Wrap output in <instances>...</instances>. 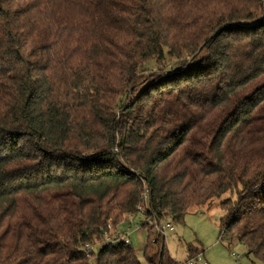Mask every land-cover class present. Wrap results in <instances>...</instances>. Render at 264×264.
I'll list each match as a JSON object with an SVG mask.
<instances>
[{"label":"trees","instance_id":"trees-1","mask_svg":"<svg viewBox=\"0 0 264 264\" xmlns=\"http://www.w3.org/2000/svg\"><path fill=\"white\" fill-rule=\"evenodd\" d=\"M146 189L171 222L228 193L264 260V0H0V264H141L101 241Z\"/></svg>","mask_w":264,"mask_h":264},{"label":"rangeland","instance_id":"rangeland-1","mask_svg":"<svg viewBox=\"0 0 264 264\" xmlns=\"http://www.w3.org/2000/svg\"><path fill=\"white\" fill-rule=\"evenodd\" d=\"M152 63L153 61H149L145 66L149 67ZM165 63L172 67L177 66L178 62L167 57ZM228 196L229 194L226 193L219 199H212L210 203L190 208L182 221L172 222V228L166 231L164 237L156 235L155 232L154 234L164 239L167 249L176 260H183L188 254V247L194 246L201 249L209 264H264V260L255 257L245 244L230 241L224 233H220L219 223L223 214L220 201ZM140 219L141 215L135 214L133 221L121 224L119 230L122 232L126 226L130 227L127 230L129 245L134 248L141 264H149L143 254L148 239V227L140 226ZM100 246L99 243L93 248L97 249Z\"/></svg>","mask_w":264,"mask_h":264},{"label":"built area","instance_id":"built-area-1","mask_svg":"<svg viewBox=\"0 0 264 264\" xmlns=\"http://www.w3.org/2000/svg\"><path fill=\"white\" fill-rule=\"evenodd\" d=\"M147 189L143 194V200L144 204H139L137 205V212L136 213H129L128 214V222L133 221V217L135 214H140L141 215V221H140V226L145 224L148 228L152 229L156 235H162L163 237L165 236V233L167 230L172 228V222L168 219L165 220H159L154 218L151 215H147V208H145V205H147V199H148V194H147ZM129 226H126L124 231H114L111 225H108V230L104 233L103 240L101 241L102 243H112V244H117L119 241H123L126 244H130V239H129ZM116 233H112V232ZM86 249L89 251L90 250V245H86ZM178 264H209L207 259L204 257L203 252L199 251L196 252L187 258L178 261Z\"/></svg>","mask_w":264,"mask_h":264},{"label":"crops","instance_id":"crops-1","mask_svg":"<svg viewBox=\"0 0 264 264\" xmlns=\"http://www.w3.org/2000/svg\"><path fill=\"white\" fill-rule=\"evenodd\" d=\"M187 257H188V254L185 256V258H187ZM185 258H184V259H185ZM177 261H180V260H177Z\"/></svg>","mask_w":264,"mask_h":264}]
</instances>
